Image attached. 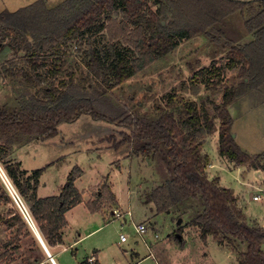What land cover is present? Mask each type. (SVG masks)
<instances>
[{
	"label": "trees",
	"instance_id": "16d2710c",
	"mask_svg": "<svg viewBox=\"0 0 264 264\" xmlns=\"http://www.w3.org/2000/svg\"><path fill=\"white\" fill-rule=\"evenodd\" d=\"M236 13L242 17L246 32L252 34L239 43L223 28L226 19ZM100 32H106L109 38L102 47L86 38ZM201 33L222 49L229 48L226 66L235 70L232 77L223 80V68L215 58L192 76L209 89L223 88L220 102L210 96L177 99L176 93H170L164 103L142 112L140 104L114 101L115 87L165 57L181 40ZM76 39L85 45V69L79 66L84 74L79 81L74 68L63 69L65 50ZM5 42L15 52H24L27 63L4 67L3 75L19 79L20 88L16 105L0 104V165L29 203L49 248L62 238V230L68 225L67 211L83 202L75 184L82 169H72L60 194L39 197L40 178L50 164L29 173L12 154L34 140L56 136L61 123L75 122L88 114L123 128L122 138L113 139V148L129 144L136 153L165 165L166 178L146 196L155 203L158 213L171 210L187 198L200 200L203 208L189 223L200 227L202 237L213 235L221 242L244 246L240 264H264V227L247 221L234 190L221 185L220 176H209L210 157L203 151L206 137L218 132L221 156L237 166L264 171V152L250 154L239 145L229 109L238 98L264 86V0H63L52 7L48 0H35L17 10L0 12V44ZM64 72L68 77H60ZM46 80L48 83H44ZM0 182V201L11 205L10 210L0 213V222L16 228L11 240H19L28 222ZM106 199L117 204L116 194L105 183L86 204L97 212ZM182 231L180 227L178 233L182 235ZM33 236L39 253L32 249L34 260L26 264L41 260L52 264ZM176 237L183 243V237ZM19 246L20 241L15 248ZM8 247L6 242L0 264L13 261ZM78 264L91 263L86 257Z\"/></svg>",
	"mask_w": 264,
	"mask_h": 264
},
{
	"label": "rangeland",
	"instance_id": "374dc122",
	"mask_svg": "<svg viewBox=\"0 0 264 264\" xmlns=\"http://www.w3.org/2000/svg\"><path fill=\"white\" fill-rule=\"evenodd\" d=\"M34 1L0 0V12L4 9L17 10ZM62 1L48 0V5L56 6ZM231 21L233 27V31H229L231 35L236 36L244 29V33L239 34L240 37L237 38L238 43L252 37L246 32L240 15ZM88 37L89 41L98 47L109 43L106 32L87 34L86 38ZM80 45L78 39L74 40L65 50L64 56L66 64L63 69L74 68L77 71L75 73L77 81L84 75L79 66L85 69L83 64L85 45H81L82 47ZM0 46V104L16 105L19 99L20 80L4 76L3 71L9 63H27L26 54L15 52L6 42ZM228 49H222L206 33L183 39L165 57L156 59L115 87L112 91L113 99L132 105L140 104L142 112L151 111L156 103H164L170 93H176L177 99L200 100L210 96L212 100L220 102L223 88L209 89L202 80L192 76L201 67L209 66L215 58L218 65L223 68V80L232 77L235 70H230L226 66ZM60 77L68 76L64 72ZM35 88L37 86H34ZM130 98L134 99V102H130ZM209 105L211 107V103ZM229 109L234 118V127L239 134L241 147L250 154L264 150V86L238 98ZM122 130L123 128L114 124L95 120L84 114L75 122L61 123L60 132L56 136L43 141L34 140L23 151L28 157L26 166L32 171L55 161L43 172L41 196L58 193L60 187L67 184L68 174L75 166H79L83 173L76 179L75 184L85 193L86 200L87 197L93 198L96 191L106 183L113 185L121 203L122 208L106 199L100 209L105 208V213L100 210L89 212L84 203L70 213L71 236L77 237L78 233H81L83 239L72 247L73 249L61 254L62 264H78L97 249L103 264H133L138 261L141 264H240V252L244 250V246L227 241L221 242L213 235L204 239L200 227L189 223L201 212L202 201L187 198L169 211L157 212L155 203L148 201L146 196L166 178L165 165L136 153L134 147L129 144L119 149L113 148V139L119 141L122 138ZM218 146V132L206 137L203 151L210 157L207 166L209 176H220V184L234 190L238 198L237 203L245 212L247 221L264 227V191L259 189L264 190V171L246 165L237 166L229 158L219 154ZM12 157L17 159V151ZM0 180L9 191L1 174ZM256 194H262L263 198L255 200ZM20 195L29 208V203L22 194ZM11 196L15 201L12 194ZM15 203L17 205L16 201ZM116 208L126 213V220L125 217L114 216L112 212ZM10 209L9 203L0 201L1 214ZM141 222L147 227L144 235L139 234L136 229ZM180 227H183V243L176 237ZM29 230L34 232L28 223V227L23 228L21 238L11 240L16 228H10L5 222H0V250L4 251L6 242L12 246L20 241V247L13 251L19 259L33 244L34 233ZM121 234H128L127 242H121ZM145 242L152 246L151 253ZM15 245L12 247L15 248ZM262 249L264 250V241Z\"/></svg>",
	"mask_w": 264,
	"mask_h": 264
},
{
	"label": "crops",
	"instance_id": "0c3cea01",
	"mask_svg": "<svg viewBox=\"0 0 264 264\" xmlns=\"http://www.w3.org/2000/svg\"><path fill=\"white\" fill-rule=\"evenodd\" d=\"M238 15H240L239 13H236V14H233V15H231V16H229L227 19H226V21L223 23V28L225 29V32L228 34V36H234L235 37V34H233V35H231L230 34V32L229 31H233V27H232V24H231V20L232 19H234V18H236V16H238ZM229 24H231V25H229ZM241 33H244V29H243V32H239V34H241ZM239 34L238 35H236V37L235 38H239L240 36H239ZM249 34V33H248ZM251 36H252V34H250ZM234 124H235V122H234ZM233 132L235 133V138H236V140H237V142L239 143V145L241 146V144H240V142H239V134H238V132H237V130L235 129V127H234V125H233ZM32 143H29V144H26V145H23L22 147H20V148H18L16 151H17V160H19V161H21V163H22V167L23 168H25L26 170H29L30 172L32 171V170H30V168H28L27 166H26V160H27V158L28 157H26V155H24L23 154V151H24V149H26V147H28L29 145H31ZM259 152H264V150H260V151H258V152H256V153H259ZM208 154V153H207ZM55 163V161H53L52 163H50L51 165H53ZM82 173H83V171H82ZM43 175V174H42ZM69 175V174H68ZM82 175V174H81ZM81 175L78 177V178H80L81 177ZM41 178H42V176H41ZM41 178H40V184H41ZM77 178V179H78ZM67 181H68V176H67ZM111 186V188H112V191L115 193V191H114V188H113V185L111 184L110 185ZM64 186H61L60 187V189H59V191H58V193H56V194H53V195H58V194H60L61 193V190H62V188H63ZM79 189V188H78ZM80 190V192L82 193V195H83V202H81L80 204H84V203H87V201H89L90 199H91V197L90 198H88L87 197V200L85 199V193L83 192V191H81V189H79ZM38 196L39 197H46L45 196V194H44V196H41L40 195V185H39V188H38ZM116 194V193H115ZM49 196H51V195H49ZM116 197H117V205L119 206V207H121V203H120V201H119V199H118V196H117V194H116ZM80 204H78V205H76V206H74V207H72V208H70L68 211H67V213H66V217H67V220H68V225L62 230V238H61V240L60 241H58V242H55L52 246H51V248H49L48 246V248H49V251H50V253H51V255L54 257V259H55V261H56V263L57 264H62V262H61V254L62 253H65V252H67V251H69L70 249H73L74 248V246H76L78 243H80L81 241H82V236H81V233H78V236L77 237H72L71 236V233H72V229H71V225H70V219H69V215H70V213L75 209V208H77ZM87 205V204H86ZM87 208H88V206H86ZM122 208V207H121ZM88 211L89 212H92L89 208H88ZM101 212H104L105 211V208H103L102 210H100ZM98 212V211H97ZM105 213V212H104ZM113 213V212H112ZM33 229V228H32ZM37 229H38V227H37ZM34 230V229H33ZM38 231H39V229H38ZM34 233V234H33ZM32 234L33 235H35V237H36V239L38 240V242L40 243V246H41V248H42V250H40V251H42V252H46L45 251V249H44V247L42 246V244H41V242H40V240H39V238L37 237V235H36V233H35V231L33 232ZM31 234V233H30ZM41 234V233H40ZM14 236V235H13ZM42 236V235H41ZM43 238V237H42ZM43 240H44V238H43ZM45 241V240H44ZM122 242V241H121ZM36 243V244H35ZM21 244V243H20ZM145 244H146V247L148 248V250L150 251V253L153 251L152 250V246L150 247L149 246V244L147 243V242H145ZM14 245V244H13ZM12 245V246H13ZM47 245V244H46ZM10 246V251L12 252V254H13V261H10V263H12V264H26V262L27 261H33L34 260V258H33V250L32 249H34V250H36L38 253H39V245H38V243L36 242V240H35V238H34V241H33V244L32 245H30V248L29 249H27L26 251L27 252H25L19 259H18V257H16V255L13 253V251H16L17 250V248H19V247H17V248H14V247H12L11 245H9ZM73 247V248H72ZM14 248V249H13ZM4 250H5V248H4ZM152 250V251H151ZM3 251L2 250H0V253H2ZM72 252H73V254H75V251H73L72 250ZM94 252V254H96V257H97V259H98V262H99V264H103V262L101 261V259H100V256H99V254H98V252H99V249H97V250H94L93 251ZM86 257H89V255L88 256H85L84 258H86ZM83 258V259H84ZM49 259H50V257H49ZM82 259V260H83ZM145 259V258H144ZM51 260V259H50ZM45 263V260H41L39 263H34V264H44ZM52 264H53V262H52Z\"/></svg>",
	"mask_w": 264,
	"mask_h": 264
},
{
	"label": "built area",
	"instance_id": "2783aa9c",
	"mask_svg": "<svg viewBox=\"0 0 264 264\" xmlns=\"http://www.w3.org/2000/svg\"><path fill=\"white\" fill-rule=\"evenodd\" d=\"M2 169H3V168H2ZM3 171H4V170H3ZM4 172H5V171H4ZM1 176H2V175H1ZM2 178H3V177H2ZM3 179H4V181L6 182L7 187L9 188L10 193L13 195L15 201L17 202V205H18V207L20 208L19 210L21 211V213H22L23 216L25 217L26 221L29 223V225H30L33 229L37 228L36 223H35V221H34V219H33V216H32V214H31V212H30L28 206L25 204V202H24L23 199L21 198V195L19 194V192L17 191L16 187H15L14 184L11 182V180L9 179V177L7 176V174H6V177L3 178ZM259 189H260V191H264V190L261 189V188H259ZM262 198H263V195H262V194H256V195H254V199H255V200H260V199H262ZM128 213H130V211H129ZM113 214H114V216H116V217H119V218H121V217H125V220L127 219V217H126V213H125V212H122L120 209H117V208L114 209ZM136 229H137V232H138L139 234H142V235H144V233L147 232L146 224L143 223V222L139 223V224L136 226ZM156 236H158V234H157ZM128 239H129L128 234H127V235H125V234H121V241H122V242H127ZM88 259H89V261H90L91 264H99V263L97 262L98 259H97L96 255H95L94 253H93L92 255H90V256L88 257ZM133 264H141V262L138 261V262H135V263H133Z\"/></svg>",
	"mask_w": 264,
	"mask_h": 264
},
{
	"label": "water",
	"instance_id": "95a60500",
	"mask_svg": "<svg viewBox=\"0 0 264 264\" xmlns=\"http://www.w3.org/2000/svg\"><path fill=\"white\" fill-rule=\"evenodd\" d=\"M233 135L235 136V133H233ZM0 174L2 175L3 178L6 177V173L3 171L1 165H0ZM34 231H35L37 237L39 238L42 246L44 247L45 251L47 252L48 256L50 257L51 261L53 262V264H57L56 261H55V259H54V257L51 255V253L49 251V248L47 247V245H46L45 241L43 240V238H42L40 232L38 231V229L35 228ZM177 236L179 238H182V235L180 233H177Z\"/></svg>",
	"mask_w": 264,
	"mask_h": 264
}]
</instances>
